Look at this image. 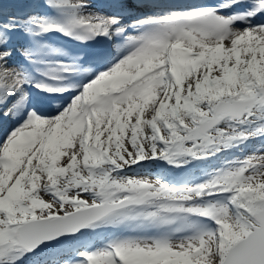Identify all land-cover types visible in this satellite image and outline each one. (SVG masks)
Wrapping results in <instances>:
<instances>
[{"label": "snow or ice", "instance_id": "snow-or-ice-1", "mask_svg": "<svg viewBox=\"0 0 264 264\" xmlns=\"http://www.w3.org/2000/svg\"><path fill=\"white\" fill-rule=\"evenodd\" d=\"M148 6L0 0V264H264V0Z\"/></svg>", "mask_w": 264, "mask_h": 264}, {"label": "rangeland", "instance_id": "rangeland-1", "mask_svg": "<svg viewBox=\"0 0 264 264\" xmlns=\"http://www.w3.org/2000/svg\"><path fill=\"white\" fill-rule=\"evenodd\" d=\"M99 2H101V4H106V3H110V2H104V0L102 1V0H98ZM40 2L41 3H43V0H40ZM158 2V3H157ZM159 2L161 3V4H166V3H174V2H179V0H156L155 1V3H153V4H159ZM101 9H104V8H101ZM106 9H108V8H106ZM44 9H41V11H43ZM109 10H113V9H109ZM108 10V11H109ZM114 11V10H113ZM255 143V142H254ZM248 154H251V147L248 149ZM260 155H264V153H260ZM222 161H214L213 162V164H219V163H221ZM211 165H209V167H210ZM151 172V173H156V172H161V171H167L168 172V174H169V176L170 177H173V178H175V177H177V176H179V175H182L181 173H179V172H175V171H172V170H168V169H165L164 168V166H162V165H159V164H156L155 162H153L150 166H146L145 167V169H143L142 170V172ZM192 172L195 174V175H197V176H199V175H201L202 174V170L201 169H193L192 170ZM153 180H154V178H152ZM46 199H47V197H45Z\"/></svg>", "mask_w": 264, "mask_h": 264}, {"label": "bare ground", "instance_id": "bare-ground-1", "mask_svg": "<svg viewBox=\"0 0 264 264\" xmlns=\"http://www.w3.org/2000/svg\"><path fill=\"white\" fill-rule=\"evenodd\" d=\"M103 1V0H102ZM168 1V0H167ZM177 1V0H176ZM94 3L95 4H101V2H99L98 0H94ZM170 3V2H169ZM96 11H98V12H101L103 15H108V14H110L113 10H109V9H106V8H104V9H101V8H96L95 9ZM109 10V11H108ZM161 10V9H160ZM140 14H147L146 12H142L141 11V13ZM57 42L59 43V44H65V43H67V41H65V39L64 38H61V37H57ZM107 42H105V44H106ZM70 48H78V46L73 42V43H71V44H69L68 45ZM152 178H154V176L152 177ZM154 181V180H153Z\"/></svg>", "mask_w": 264, "mask_h": 264}]
</instances>
